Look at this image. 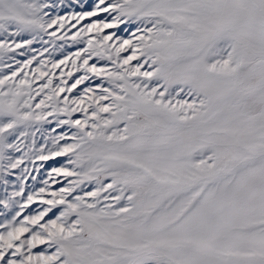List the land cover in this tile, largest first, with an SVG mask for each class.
<instances>
[{"label":"snow or ice","instance_id":"6c2138e0","mask_svg":"<svg viewBox=\"0 0 264 264\" xmlns=\"http://www.w3.org/2000/svg\"><path fill=\"white\" fill-rule=\"evenodd\" d=\"M0 264H264V0H0Z\"/></svg>","mask_w":264,"mask_h":264}]
</instances>
